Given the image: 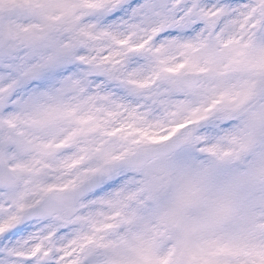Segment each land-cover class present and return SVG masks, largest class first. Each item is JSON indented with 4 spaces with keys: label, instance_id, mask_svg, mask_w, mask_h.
Instances as JSON below:
<instances>
[{
    "label": "snow or ice",
    "instance_id": "6c2138e0",
    "mask_svg": "<svg viewBox=\"0 0 264 264\" xmlns=\"http://www.w3.org/2000/svg\"><path fill=\"white\" fill-rule=\"evenodd\" d=\"M0 264H264V0H0Z\"/></svg>",
    "mask_w": 264,
    "mask_h": 264
}]
</instances>
